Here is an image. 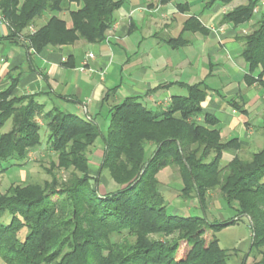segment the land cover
<instances>
[{"label":"trees","instance_id":"trees-1","mask_svg":"<svg viewBox=\"0 0 264 264\" xmlns=\"http://www.w3.org/2000/svg\"><path fill=\"white\" fill-rule=\"evenodd\" d=\"M69 1L82 4L70 14L72 28L57 16L65 0H0V13L13 39L50 14L45 25L26 36L31 48L40 52L48 46L80 40L104 42L123 3ZM218 1L230 5L234 0L212 3ZM258 3L249 0L225 20L237 27L249 23ZM241 41L250 75L259 70L261 78L264 18ZM10 79L13 82L0 92V173L24 168L30 153L41 146V127L35 119L45 110L35 96H17L18 79ZM206 94L203 85L188 87L186 97H174L167 110L155 113L138 99H127L111 108L106 131L95 119H83L58 108L43 116L58 168L67 172L73 168V172L64 182L53 176L51 183L14 185L0 196L3 263L230 264L229 251L220 247L216 234L247 217L252 230L249 255L257 251L254 264H264V148L249 160L236 156L224 166V152L241 147L237 140L222 141L220 121L203 111ZM8 123L11 130L2 133ZM98 140L104 145V155L100 173L94 176L85 152ZM148 145L155 149L147 159ZM176 167L184 199H196L205 210L210 193L220 189L236 217L209 223L205 217L169 215L157 176ZM104 171L119 186L116 192H101ZM24 228L29 233L21 239ZM181 243L189 247L183 253Z\"/></svg>","mask_w":264,"mask_h":264},{"label":"crops","instance_id":"crops-1","mask_svg":"<svg viewBox=\"0 0 264 264\" xmlns=\"http://www.w3.org/2000/svg\"><path fill=\"white\" fill-rule=\"evenodd\" d=\"M122 1L101 43L80 40L36 52L26 36L45 25L50 14L16 39L8 25L0 26V92L13 77L18 79L17 96H35L45 109L58 108L108 126L111 103L136 98L155 113L167 110L174 97H186L188 87L203 85L204 113L220 121L223 142L237 140L241 147L226 150L223 165L236 156L249 160L259 153L264 148V74L259 79V70L250 75L241 39L264 18V0H256L259 13L238 27L226 16L249 0L230 5L212 0ZM81 7L65 0L57 16L72 28L70 14Z\"/></svg>","mask_w":264,"mask_h":264},{"label":"rangeland","instance_id":"rangeland-1","mask_svg":"<svg viewBox=\"0 0 264 264\" xmlns=\"http://www.w3.org/2000/svg\"><path fill=\"white\" fill-rule=\"evenodd\" d=\"M6 25H8V23H6ZM23 35L24 34L21 36ZM116 105L118 104L111 103L109 107L112 108ZM51 110L52 109H45L42 115L39 114V117L35 119V122L41 127V146L30 153L28 164L22 169L14 168L7 172L0 173V196L5 195L9 188L14 185L30 183L43 184L44 182L51 183L53 176L57 177L60 182H64L73 172V168L70 169V172L60 170L58 168L57 156L49 149L50 133L48 130V122L43 119V116H47V113ZM104 122L100 123V127L103 131H106L107 123ZM10 130L11 123H8L2 130V133H7ZM146 149V158L148 159L153 155L155 147L148 145ZM103 155L104 145L101 140H98L85 152V157L89 159L91 173L94 176H98L100 173ZM180 175L179 168L176 167L168 168L160 172L157 176L161 189L165 188L163 194L166 197L169 215H177L180 217H205L209 223L228 222L236 217V211L233 208H229L222 199L220 189H216L210 193V199L207 201L208 204L205 210L199 206L196 199L189 201L184 199L181 193L183 181ZM101 182L100 187L103 194L114 193L119 189V186L111 180L108 171H104ZM169 188L170 190H168ZM54 200H56V198H54ZM28 233L29 231L27 228H24L19 237L24 239ZM216 236L220 242V247L223 250L229 251L230 264H243L244 262L245 264H254V256H258V253L256 251L249 255L252 242V230L250 220L247 217H243L233 226L224 228L222 231L218 232ZM187 248L189 247L186 243H181V253Z\"/></svg>","mask_w":264,"mask_h":264},{"label":"built area","instance_id":"built-area-1","mask_svg":"<svg viewBox=\"0 0 264 264\" xmlns=\"http://www.w3.org/2000/svg\"><path fill=\"white\" fill-rule=\"evenodd\" d=\"M261 6H264V1L263 2H261ZM259 10H260V6L258 5V6H256L255 8H254V14H257V13H259ZM6 20L4 19V17L3 16H1L0 15V26H2V25H6ZM222 31V30H221ZM213 32H217V31H215V30H213ZM89 58H94V55H90L89 56ZM87 65V61L85 62V64H84V66L82 67V71H85V66Z\"/></svg>","mask_w":264,"mask_h":264}]
</instances>
